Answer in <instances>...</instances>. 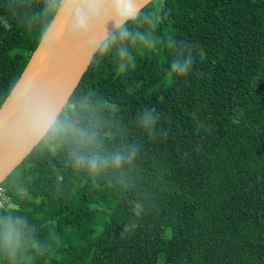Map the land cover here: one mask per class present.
<instances>
[{"label":"trees","instance_id":"16d2710c","mask_svg":"<svg viewBox=\"0 0 264 264\" xmlns=\"http://www.w3.org/2000/svg\"><path fill=\"white\" fill-rule=\"evenodd\" d=\"M60 1L0 0V107ZM123 29L0 185V264H264V0H156Z\"/></svg>","mask_w":264,"mask_h":264},{"label":"water","instance_id":"95a60500","mask_svg":"<svg viewBox=\"0 0 264 264\" xmlns=\"http://www.w3.org/2000/svg\"><path fill=\"white\" fill-rule=\"evenodd\" d=\"M156 0H132L138 13ZM74 13L55 12L24 71L0 107V185L22 164L51 130L77 89L92 59L120 27L106 0L105 15L86 35H75ZM37 113L51 114L52 124L38 130Z\"/></svg>","mask_w":264,"mask_h":264},{"label":"clouds","instance_id":"9594fccd","mask_svg":"<svg viewBox=\"0 0 264 264\" xmlns=\"http://www.w3.org/2000/svg\"><path fill=\"white\" fill-rule=\"evenodd\" d=\"M62 10L68 13H74L72 16V24L75 35H86L89 31L90 26L99 20L105 15L106 0H61ZM111 11L116 17L117 25L122 26L125 21L134 20L138 16L137 6H134L132 0H110ZM56 6L53 5V9ZM122 39L129 36L128 33L123 27L119 28ZM126 50L121 49L120 55H126ZM204 52L203 57L204 58ZM190 61H185L184 63H174L171 65L172 72L176 75L183 76L189 71ZM54 117L51 114L37 113L35 117L36 125L38 130L41 132L46 131L48 127L52 124ZM155 120L149 116L146 117L143 126L149 127L154 126ZM136 149L131 147V150L127 157L123 156L120 153H116L110 157L111 162L119 167L124 162H131L135 156ZM80 161H83L84 157L78 158ZM99 157L88 160L90 167L95 170L98 167ZM109 161H103L104 164H107ZM137 209L140 208L139 205L136 206ZM139 215V212L136 213ZM19 221H16L15 224H19ZM125 228V232H127ZM21 245V233L20 230L14 226L12 221H7L4 226L3 232V241L2 247L5 254L9 258H14L19 247Z\"/></svg>","mask_w":264,"mask_h":264},{"label":"built area","instance_id":"2783aa9c","mask_svg":"<svg viewBox=\"0 0 264 264\" xmlns=\"http://www.w3.org/2000/svg\"><path fill=\"white\" fill-rule=\"evenodd\" d=\"M9 201V197L6 194V191L0 188V210H4L7 208V203Z\"/></svg>","mask_w":264,"mask_h":264}]
</instances>
